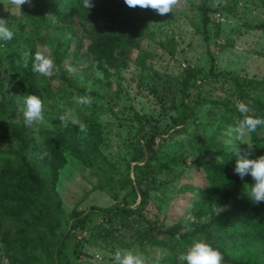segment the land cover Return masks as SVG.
<instances>
[{
  "label": "rangeland",
  "instance_id": "rangeland-1",
  "mask_svg": "<svg viewBox=\"0 0 264 264\" xmlns=\"http://www.w3.org/2000/svg\"><path fill=\"white\" fill-rule=\"evenodd\" d=\"M193 1L199 4L202 0ZM210 3L213 10L208 37L194 31V24L200 23L199 12L188 8L186 0H180L172 13L161 16L155 12L138 32L118 30L121 23L123 28L126 23L116 22L113 5L90 10L93 18L74 16L67 24L52 18L48 28L39 30L30 18L18 22L6 19L14 36L10 41L0 40V176L12 173L20 159L32 156L34 150L41 157L49 155L54 164L62 161L55 195L63 220L54 233L56 244L33 250L29 246L26 264H114L116 250L125 248L141 252L149 264L167 249L144 243L142 230L146 225L179 224L185 232L213 214L232 208L233 203L209 190L212 186L207 172L194 160L201 157L220 164L224 153H236V149L240 155L248 152L247 143L253 145L249 158L258 156L252 134L243 138L247 143L228 135V129L242 117H232L211 100H226L234 106L242 102L249 115L259 117L252 100L264 105V84L247 87L249 97H242L229 84L223 85L222 79L214 82L205 74L214 56L221 70L240 75L242 82H261L264 30L248 29L247 24L264 22V0ZM0 6L21 15L6 0H0ZM118 15L127 22V9ZM118 37L128 42L126 49L115 45ZM111 38L109 46L114 48L98 49L101 39ZM56 44L62 55L59 73L54 71L50 77L36 73L43 121L25 128L23 137L30 140V145L17 138L5 139L13 128L25 127L18 111V97L28 93L20 53L41 50L53 58L51 46ZM66 64H71L75 72L68 73ZM195 66L204 71L184 86L185 74ZM89 88L91 106L76 104L73 97L86 94ZM65 111L78 117L85 130L76 126L72 129L70 123L64 127L59 116ZM55 123L62 129L56 145L49 149L39 132ZM262 129L260 137L264 136ZM153 135L157 159L151 163L154 168H146V142ZM64 142L88 155L90 163L73 155V148L62 151ZM165 164L170 167L161 169ZM104 174L112 179L108 181ZM111 184L116 189L112 190ZM146 187L150 202L143 213L149 223L133 216L111 221L104 217L116 207L138 208ZM8 205L0 196V209L7 213ZM1 222L0 256L8 263L16 247L7 251L4 234L11 222L3 218ZM102 232L109 233L107 240L101 238ZM229 234L226 247L246 256L245 240L249 236Z\"/></svg>",
  "mask_w": 264,
  "mask_h": 264
},
{
  "label": "trees",
  "instance_id": "trees-1",
  "mask_svg": "<svg viewBox=\"0 0 264 264\" xmlns=\"http://www.w3.org/2000/svg\"><path fill=\"white\" fill-rule=\"evenodd\" d=\"M189 2L188 8H195L199 12L200 23L194 24V31L197 34H203L208 37V29L211 20V12L213 6L210 0H202L196 4L193 0H186ZM94 7L92 9H99L113 5L116 12V22L126 23L123 28V23L118 27V30L125 31L134 30L136 32L142 30L144 23L154 16L155 11L152 9H141L139 7L127 8L124 0H93ZM127 9V17L125 21L118 14L122 15ZM129 9V10H128ZM139 9V10H138ZM87 11L78 6V0H32V6L28 4L21 6V15L11 14L5 8L0 6V17L9 19L15 22L21 18H30L35 24V30L40 28H48L51 19L54 18L56 22L63 24L70 23L72 18L77 15H87L93 18L92 11ZM20 16V17H19ZM91 19V18H89ZM118 25V24H115ZM247 28L251 30H264V22L259 24H247ZM118 33H121L118 31ZM142 37V36H141ZM116 46L126 49L127 41L116 38ZM113 43V39L100 40L98 49L102 51L109 50L115 46H109ZM52 56L55 64L60 67L62 55L59 47L52 45ZM30 52L29 64L25 68L23 61L21 64L24 70V77H26L27 86H25L28 93L35 94L40 98V92L37 89L36 73L32 71V57H34L35 50ZM204 69L201 66L191 67L184 77V86H187L190 80L197 74H201ZM62 77L66 78L65 73L61 72ZM206 77L214 82L222 79V84H229L233 87L242 97H249L247 95V87L257 88L264 84V78L261 82L250 79L247 82H242L241 76L231 71L221 70L217 66V61L214 56L210 60V68L205 74ZM211 103L218 109H224L230 113L232 117H242L241 113L237 110L236 106L231 105L229 101L213 99ZM254 109L259 118H264V105H260L257 101H253ZM143 117V116H141ZM146 117V116H145ZM72 129L74 126H70ZM26 126L18 130L12 129V132L5 139L17 138L25 141L26 145H30V140L24 138ZM264 128V127H263ZM60 124H54L49 129H42L39 132L41 139L49 145V149L54 148L58 140L57 135L61 131ZM262 127H258L257 131L252 133V139L257 144L258 156L264 154V136L260 137L259 131ZM156 135L147 138L146 150L149 151L148 161L146 168L154 166L151 164L153 160L157 159V148H155ZM74 142V141H73ZM72 143V142H71ZM70 143V144H71ZM65 147L62 151L68 148H73V155L83 160L85 163H90L89 156L81 150H76L74 145H68L67 142L63 143ZM145 150V151H146ZM144 155L140 153L139 156ZM223 163H216L214 161L205 160L198 157L194 163L203 167L207 172L211 188L209 189L215 195H222L227 201L233 203L232 208L223 210L213 214L206 222L197 223L192 229L182 231L181 226L176 224L174 226L165 227L158 226L157 224H150L149 227L145 226L143 232V239L146 245H160L166 248L163 254L159 257H154L149 264H186L178 259L180 253L185 252L191 246L195 239H206L213 247L217 248L223 255V264H264V202L253 204L246 195L245 184H254V180L250 174L245 175L243 179L234 172L235 162L237 155L235 153L225 154ZM177 163V159H172ZM55 160H51L49 155L40 156V153L34 150L32 156H23L19 163L15 166L12 173L0 176V196L9 203V210L6 212L0 209V227L3 219L14 220L11 225L6 229L4 234V241L7 246V251L16 247L15 253L8 257L9 262L4 261V257L0 256V264H26L28 261V247L31 250L43 247L45 244H56L55 230L60 226L63 220V212L56 203L55 186L59 178V166L62 161L54 164ZM169 164L161 166L162 168H169ZM160 171V169H159ZM108 181L110 178L104 174ZM129 179V176H127ZM139 179V178H138ZM103 186V184L101 185ZM117 186L112 185V190ZM150 202L149 188L143 189V197L141 198L138 208H121L116 207L112 211H108L104 217L111 221L117 217H130L133 216L137 220L148 222L144 216L143 210ZM75 214H71L74 217ZM149 223V222H148ZM15 230L14 236H11V231ZM177 233H180V238L177 239ZM229 233L240 234L246 236L248 249L246 256L238 254L233 249L226 247V242L229 238ZM101 238L107 240L109 233L102 232ZM245 242L243 241V245ZM244 247V246H243ZM244 248H242L243 250Z\"/></svg>",
  "mask_w": 264,
  "mask_h": 264
},
{
  "label": "clouds",
  "instance_id": "clouds-1",
  "mask_svg": "<svg viewBox=\"0 0 264 264\" xmlns=\"http://www.w3.org/2000/svg\"><path fill=\"white\" fill-rule=\"evenodd\" d=\"M4 3L5 0H2ZM6 3L14 6V9L21 11V6L28 4L32 6V0H6ZM124 3L129 8L152 9L158 15L164 16L172 13L173 9L180 3V0H124ZM78 6L89 11L94 7L93 0H78ZM11 14H14L13 8H9ZM14 32L9 28L8 21L0 18V40L10 41L13 39ZM23 66L28 67L30 52L22 51L20 53ZM66 71L74 73L75 68L71 64H66ZM32 71L43 76H51L53 72L59 73L60 69L54 64L53 58L41 50H37L32 57ZM91 88L84 95L73 97L78 105L91 106L93 97L90 95ZM18 111L22 113L23 123L26 127H32L34 123L42 122L43 102L35 94L26 93L18 97ZM237 110L241 113L242 118L238 119L235 126L228 129V135L235 141L247 143L243 138L257 131L258 127H264V118L254 117L249 115V109L246 104L239 102L236 104ZM64 127H68L69 123L76 126L80 131H84L86 125L76 117L71 111H65L59 116ZM18 122V121H17ZM249 151L240 155L236 149L237 159L235 162L234 172L241 179L245 175L250 174L254 180V184H245L246 195L253 204L264 202V154L255 158H249L250 151L253 145L248 144ZM180 233H177L176 238H180ZM178 259L186 264H222L223 255L215 247H213L206 239H195L191 246L185 252L180 253ZM114 264H147V258L138 250L135 249H117L114 257Z\"/></svg>",
  "mask_w": 264,
  "mask_h": 264
}]
</instances>
